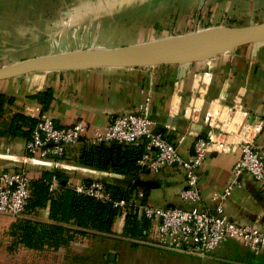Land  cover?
I'll return each instance as SVG.
<instances>
[{
  "label": "crops",
  "instance_id": "obj_1",
  "mask_svg": "<svg viewBox=\"0 0 264 264\" xmlns=\"http://www.w3.org/2000/svg\"><path fill=\"white\" fill-rule=\"evenodd\" d=\"M262 23L264 0H7L0 8V68L42 56L172 39L168 36L153 42L148 36L158 30L164 31L158 35L163 36L205 26L251 27ZM102 25L114 33L106 43L99 45L102 40L93 38L98 42L93 44L91 36L84 38L82 28ZM133 25L144 27L141 37L148 38L136 40L130 29L117 37V31ZM47 91L52 99L45 108L35 97ZM0 92L17 101L0 115V172L25 169L31 178H38L49 168L66 172L72 186L93 180L126 189L133 179L134 190L142 191L149 205L193 207L179 197L185 188V177L177 167L159 174L129 176L76 165L74 158L85 142L68 147L53 166L25 162L29 138L1 134L7 133L17 113L37 121L44 112L59 127L85 121L94 131L104 129L113 117L137 114L149 104L156 131L188 158L194 153L197 136L207 134L204 121L208 110L219 103L248 113L245 117L236 114L226 129L234 132L238 141L247 139L257 152H264V44L243 46L214 59L183 66H113L33 73L0 82ZM193 102L199 108L195 119L189 116ZM258 124H262L259 131L255 130ZM29 128L32 127L24 130ZM240 155L237 150L207 155L199 172L203 200L197 208H216L214 194L223 192L230 183ZM224 209L231 221L264 231V183L244 175ZM34 218L50 222L49 208L37 211ZM14 220L0 214V264H264V251L256 253L234 240L225 241L204 259L162 252L123 237L124 219L118 220L112 234L38 252L15 243L10 234Z\"/></svg>",
  "mask_w": 264,
  "mask_h": 264
},
{
  "label": "built area",
  "instance_id": "obj_2",
  "mask_svg": "<svg viewBox=\"0 0 264 264\" xmlns=\"http://www.w3.org/2000/svg\"><path fill=\"white\" fill-rule=\"evenodd\" d=\"M208 74H206L207 77ZM196 102L192 103L189 116L195 119L198 112ZM236 114L247 116L243 108L212 105L208 110L204 127L205 136H197L194 153L185 158L176 144L170 142L163 133L156 131V123L150 116L149 104L141 107L137 114L113 117L104 129L90 131L85 121H78L70 127L55 125L51 116L42 112L37 117L31 137L26 144L25 162L42 166H53L61 159L70 146L80 142L100 145L118 143L128 146H142L143 155L139 166L147 172L159 174L167 168L177 167L185 177V188L180 199L193 207H160L143 203L145 194L136 191L129 202L125 199L114 200L100 181L85 182L74 186L80 194L93 197L101 202L112 203L122 210L123 216L129 209L137 210L139 216L153 222L151 234L142 244L156 247L162 252L204 259L227 240L248 245L254 252L264 251V231L251 225L231 221L225 214V203L244 175L252 176L257 182L264 183V152L255 150L253 142L238 141L234 132L228 131ZM225 126V127H224ZM262 124L255 126L260 130ZM239 151L240 157L232 170V180L223 192L214 194L217 203L214 210L199 209L203 200L200 189V168L207 155L214 151L229 153ZM31 177L25 169L0 172V214L13 219L21 218L31 197ZM58 187L53 182L51 190ZM124 219V218H122Z\"/></svg>",
  "mask_w": 264,
  "mask_h": 264
},
{
  "label": "trees",
  "instance_id": "obj_3",
  "mask_svg": "<svg viewBox=\"0 0 264 264\" xmlns=\"http://www.w3.org/2000/svg\"><path fill=\"white\" fill-rule=\"evenodd\" d=\"M45 108L51 102L50 91L35 97ZM16 98L0 92V115L15 106ZM36 120L17 113L7 133L13 137L24 136L30 139ZM24 127H32L30 131ZM142 146H128L118 143H103L100 145L85 142L80 154L74 158L77 163L101 171L120 175L137 176L147 173L139 166L143 155ZM58 187L51 190L53 182ZM93 180H88L87 183ZM112 199H125L129 202L135 193L133 189L105 184ZM31 197L21 218H16L11 226L10 234L16 244L27 249L44 251L58 250L72 243L92 239L99 235L112 234L119 219L124 218L123 237L131 240L145 241L151 234L153 222L144 216H139L137 210L129 209L123 216L122 210L115 208L112 203L101 202L93 197L78 193L70 184L66 172L44 169L38 178H31ZM143 203H146L145 199ZM49 208L50 222L34 218L37 211Z\"/></svg>",
  "mask_w": 264,
  "mask_h": 264
},
{
  "label": "water",
  "instance_id": "obj_4",
  "mask_svg": "<svg viewBox=\"0 0 264 264\" xmlns=\"http://www.w3.org/2000/svg\"><path fill=\"white\" fill-rule=\"evenodd\" d=\"M252 28L237 39L221 44L203 54L193 55L180 60H166L159 52L146 47L148 43L138 44L122 48L67 52L49 56H42L23 60L0 68V82L40 72H60L68 70L97 68V67H153L160 65L183 66L191 63L208 61L219 55L234 51L240 47L264 41V23L251 26ZM248 28V27H246ZM178 36V35H177ZM158 41V40H157ZM155 42V41H154ZM141 53L148 57L160 58L159 62L150 64H138L126 66L122 61L132 54ZM76 165H81L76 163ZM83 166V165H82ZM131 187L135 189V181L131 180Z\"/></svg>",
  "mask_w": 264,
  "mask_h": 264
},
{
  "label": "bare ground",
  "instance_id": "obj_5",
  "mask_svg": "<svg viewBox=\"0 0 264 264\" xmlns=\"http://www.w3.org/2000/svg\"><path fill=\"white\" fill-rule=\"evenodd\" d=\"M230 28L232 29L222 26L208 27V29L200 30L185 36L178 35L179 37L175 36L176 38L172 37L173 39H168L163 42L158 41L155 43H149L146 47L150 50L159 52V54H161L166 60H180L193 55L203 54L221 44L231 42L242 34L248 32L252 27L241 29L244 31H236L233 29L235 27ZM160 60V58L148 57L144 54L136 53L124 59L122 64L126 66L138 65L140 63L152 64L159 62ZM125 62L133 64L128 65Z\"/></svg>",
  "mask_w": 264,
  "mask_h": 264
},
{
  "label": "rangeland",
  "instance_id": "obj_6",
  "mask_svg": "<svg viewBox=\"0 0 264 264\" xmlns=\"http://www.w3.org/2000/svg\"><path fill=\"white\" fill-rule=\"evenodd\" d=\"M6 1L7 0H0V8H3L4 6H5V3H6ZM260 25V24H259ZM136 26H138V27H136ZM133 25L132 27H126V28H121L119 31V33H118V31H117V37L119 36L120 38L121 37H123L124 36V34H125V32L128 30V29H130V32H131V34L135 37L134 39H136V40H143V39H147L148 37L150 38V39H152V41L154 42V41H157V40H160V39H162V38H164V37H170V36H173V37H175V36H177V35H184V34H192L193 32H196V31H199V30H204V29H208V26H205V28H203V29H199V30H192V31H187V32H183L184 30H182L181 31V33H178V34H168V35H163V36H158V35H160V33H162V32H164V31H162V30H158V31H154V32H152V34L151 35H149L148 37H141V32L142 31H144L145 30V28L144 27H141L140 25ZM220 26H222V27H226V28H228V29H232V28H230V27H235V26H227V25H218V26H212V27H220ZM257 26V25H256ZM103 25L101 26V27H99V26H97V27H91L90 28V26L89 27H85V28H82L83 29V31L85 32V34L86 35H84V38H86L87 37V35L88 36H91L90 38H92V41H93V38H96V39H98V40H102V42H96V41H93V42H91V43H93V44H95V43H98L99 45L101 44V43H106V42H104L106 39H107V41H108V39H111V37L113 36V34L114 33H111V30H110V28L109 29H103ZM212 27H209V28H212ZM237 28H239V29H237ZM244 28H246V27H235V28H233L234 30H236V31H244V30H241V29H244ZM249 28V27H248ZM168 32H170V31H168ZM88 33V34H87ZM170 33H174V32H170ZM130 36H128V38H129ZM95 39V40H96ZM173 39V38H172ZM125 41H129V39H126ZM144 44V43H143ZM262 44H264V41H260V42H257V43H253V44H250V45H254V46H257V45H262ZM100 46H98L97 48H99ZM92 50H95V49H92ZM83 51H86V50H83ZM87 51H90L89 49L87 50ZM147 67H149V66H147Z\"/></svg>",
  "mask_w": 264,
  "mask_h": 264
}]
</instances>
